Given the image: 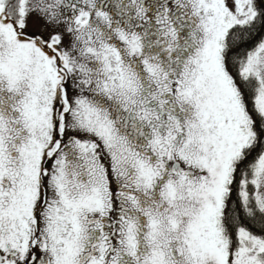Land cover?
Here are the masks:
<instances>
[{"label":"snow or ice","instance_id":"1","mask_svg":"<svg viewBox=\"0 0 264 264\" xmlns=\"http://www.w3.org/2000/svg\"><path fill=\"white\" fill-rule=\"evenodd\" d=\"M0 264H264V0H0Z\"/></svg>","mask_w":264,"mask_h":264}]
</instances>
